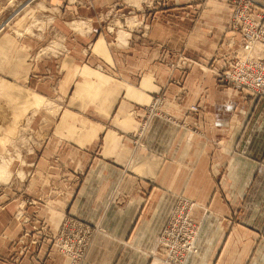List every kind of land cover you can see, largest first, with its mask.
<instances>
[{"label": "crops", "instance_id": "1", "mask_svg": "<svg viewBox=\"0 0 264 264\" xmlns=\"http://www.w3.org/2000/svg\"><path fill=\"white\" fill-rule=\"evenodd\" d=\"M82 1L87 22L78 31H24L10 41L20 53L9 58L0 42V87L22 102L34 93L61 107L58 119L48 120L44 109L30 117L38 118L32 123L40 149L23 156L34 164L30 183L0 196V258L10 264L20 225L54 230L68 217L92 231L78 264H164L156 243L180 197L198 225L196 253L184 264H264V96L218 77L222 56L239 38L229 32L232 3L149 0L154 11L135 15L146 26L126 30L122 41L101 19L126 0ZM250 1L264 12V0ZM45 34L53 35L52 49L31 55ZM99 43L102 53L94 51ZM84 68L98 77L90 78L94 96L82 105L75 91ZM27 107L23 102L15 112ZM18 213L27 222L16 221ZM41 243L19 264L70 263L49 240Z\"/></svg>", "mask_w": 264, "mask_h": 264}, {"label": "rangeland", "instance_id": "2", "mask_svg": "<svg viewBox=\"0 0 264 264\" xmlns=\"http://www.w3.org/2000/svg\"><path fill=\"white\" fill-rule=\"evenodd\" d=\"M80 3L84 5V1L82 0H0V42L5 41L4 43L7 44V48L9 49L7 57L9 58L12 55L15 56L17 53H20L19 50L11 48L12 44L10 41L16 43L21 38L26 37V35H22L24 31L26 34L31 33L38 27H73L78 31L80 27L84 25L82 21H86L83 20L85 13L82 11L83 6H80ZM124 3L118 1V4L121 6H115L114 9H109L110 15L104 18L106 16V14H104L101 19L103 21V26L111 28L113 36H116V32L119 31L117 33L118 39L122 41L129 36V30L134 29L136 31L140 30L139 27L143 29V27L146 26L144 22H139V20L135 18V15L140 14L142 9L146 10V7H150V10H152L151 7H153L152 2L149 0H126ZM162 4L163 2H160V5H158L159 8H161ZM74 5L78 8L77 12H73L72 8L75 7ZM134 6L138 10L133 9L132 7ZM140 6H142V8ZM108 8L106 10H108ZM87 9L93 11L92 6H88ZM117 10L123 12L116 13ZM150 10H148V12ZM126 30H128V32ZM141 34L142 36L144 35L143 33ZM36 35L38 36V34ZM39 36H41V42H39V46L36 47V49L34 48L32 50L31 55L33 54V56L41 51L45 52L49 48L52 49L53 47V44H51L53 41L52 34ZM103 50L102 45L99 43L96 45L94 51L102 53ZM96 52L93 53L95 54ZM72 53L75 59L79 60L82 58L80 51L76 50L72 51ZM90 53L91 48L87 49L84 57L90 55ZM0 61H5V59H1ZM9 63L19 71V67L11 63L10 60ZM174 66L178 65L175 64ZM14 74H16L15 71L9 70V76ZM4 76L5 73L0 70V77L4 78ZM81 76L83 80L78 84L75 94L79 97L78 100L80 104L83 105L87 101H90L89 98L91 99V97H88V95L94 94V92H92L93 89L89 87L90 78L92 76L97 78L98 74L84 68L81 72ZM7 92L9 93L6 87H0V163L7 173L6 175L3 174L2 178H0V196L6 195L4 191L7 189L10 191L12 189L14 195L17 191H20L22 186H27L32 180L30 174L35 170L34 164L23 161V156L25 154H36L40 149L37 145L38 139L33 125L38 118L34 121L30 118L31 115L33 116L38 110L44 109L52 114V116L48 115V120H53V117L58 119L57 112L61 109V107H51L52 103L49 100L32 93L33 95H25L23 99V102L28 106V111L26 110L27 113H16L15 111L19 107L21 110L23 102L20 98H12ZM13 103L16 104L14 105ZM60 103L62 106L69 105L65 98H62ZM70 107L77 108L74 103L71 104ZM32 121H34V123H32ZM81 122L82 120L80 119L78 126L73 130L74 136L80 134ZM15 217L16 221H20L22 217L24 222L28 220V218H26L27 215L23 213H18ZM29 226L30 227L19 226L21 227V235L19 239H17V242L14 243L15 250L13 257L9 259L10 264H19L20 259L27 253L26 251L31 249V247L37 248L41 246L42 238H46L51 245L53 244L49 236L52 237L55 234V229H57L58 226H53L55 227L54 230L38 224ZM262 232L264 233V228ZM4 236L3 231H0V238ZM26 239L29 240L28 243L25 241ZM4 260V258H0V263L5 264Z\"/></svg>", "mask_w": 264, "mask_h": 264}, {"label": "built area", "instance_id": "3", "mask_svg": "<svg viewBox=\"0 0 264 264\" xmlns=\"http://www.w3.org/2000/svg\"><path fill=\"white\" fill-rule=\"evenodd\" d=\"M226 1H230L233 7L229 32L239 38L231 43L236 46L222 56L225 61L218 74L219 80L234 90L264 96V56L258 59L248 56L254 45L264 48V23L261 22L264 12L250 0ZM191 111L196 112L197 107H191ZM191 206L178 197L161 230L156 254L164 264H184L191 254L196 253L194 241L198 225L190 216ZM49 238L52 245L69 259V264H78L86 253L92 231L76 219L67 217Z\"/></svg>", "mask_w": 264, "mask_h": 264}, {"label": "bare ground", "instance_id": "4", "mask_svg": "<svg viewBox=\"0 0 264 264\" xmlns=\"http://www.w3.org/2000/svg\"><path fill=\"white\" fill-rule=\"evenodd\" d=\"M248 56L252 57L254 59H258V58L264 56V48L261 45H259V44L258 45H254L253 48L249 49ZM3 174L6 175L7 173H6V171H4L3 166H1V163H0V178H2Z\"/></svg>", "mask_w": 264, "mask_h": 264}]
</instances>
